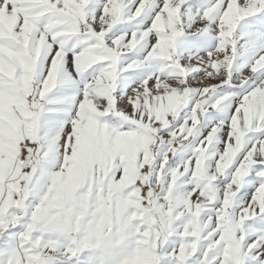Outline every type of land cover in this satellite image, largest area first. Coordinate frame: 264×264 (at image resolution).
Wrapping results in <instances>:
<instances>
[{
    "label": "snow or ice",
    "instance_id": "1",
    "mask_svg": "<svg viewBox=\"0 0 264 264\" xmlns=\"http://www.w3.org/2000/svg\"><path fill=\"white\" fill-rule=\"evenodd\" d=\"M0 264H264V0H0Z\"/></svg>",
    "mask_w": 264,
    "mask_h": 264
}]
</instances>
